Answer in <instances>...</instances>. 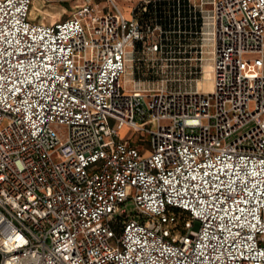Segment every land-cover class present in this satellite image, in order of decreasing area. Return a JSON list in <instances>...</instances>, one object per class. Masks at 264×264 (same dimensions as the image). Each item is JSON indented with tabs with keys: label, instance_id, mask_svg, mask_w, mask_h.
<instances>
[{
	"label": "built area",
	"instance_id": "1",
	"mask_svg": "<svg viewBox=\"0 0 264 264\" xmlns=\"http://www.w3.org/2000/svg\"><path fill=\"white\" fill-rule=\"evenodd\" d=\"M185 1L197 27L0 0V264H264V0ZM203 39L209 91L200 67L122 88L136 54L200 63Z\"/></svg>",
	"mask_w": 264,
	"mask_h": 264
},
{
	"label": "rangeland",
	"instance_id": "2",
	"mask_svg": "<svg viewBox=\"0 0 264 264\" xmlns=\"http://www.w3.org/2000/svg\"><path fill=\"white\" fill-rule=\"evenodd\" d=\"M78 0H32L31 15L35 16L37 21H43L45 23L51 22L56 19H63L71 15L74 10V5ZM99 0H94V2ZM109 6L107 0L99 2V6ZM209 25H203L202 30L207 31ZM154 35L157 31L153 32ZM206 38L207 35L205 34ZM207 39V38H206ZM203 39L202 61L186 60V61H166L158 59V55L145 58L139 62L126 61L125 74L120 78V84L126 91H134L139 89H156L161 86H167L170 88H191L193 87L194 76L191 74L193 69L200 67L201 75L197 77L200 79L197 86L200 90L209 91L211 89V62L207 56L208 41ZM146 46V45H145ZM144 52H147L145 50ZM191 58L194 54H190ZM136 65V68L134 67ZM120 135L126 136L129 142L136 145L146 146L147 137L136 131L131 132L127 128L123 127L120 130ZM138 142V143H137ZM264 244V234H263Z\"/></svg>",
	"mask_w": 264,
	"mask_h": 264
},
{
	"label": "trees",
	"instance_id": "3",
	"mask_svg": "<svg viewBox=\"0 0 264 264\" xmlns=\"http://www.w3.org/2000/svg\"><path fill=\"white\" fill-rule=\"evenodd\" d=\"M177 12L179 16H196L197 27V11L185 0H150L145 4L138 3L132 10V14L138 18L139 22L149 26L157 24L164 29L175 28L173 18ZM135 57L134 63L145 59L141 53L136 54ZM134 67L136 68V65Z\"/></svg>",
	"mask_w": 264,
	"mask_h": 264
},
{
	"label": "crops",
	"instance_id": "4",
	"mask_svg": "<svg viewBox=\"0 0 264 264\" xmlns=\"http://www.w3.org/2000/svg\"><path fill=\"white\" fill-rule=\"evenodd\" d=\"M105 0L95 1V4L99 6V2H103ZM141 0H111V2L119 9L124 18H131L133 8L140 2ZM99 7H104L99 6ZM208 7V6H206Z\"/></svg>",
	"mask_w": 264,
	"mask_h": 264
},
{
	"label": "bare ground",
	"instance_id": "5",
	"mask_svg": "<svg viewBox=\"0 0 264 264\" xmlns=\"http://www.w3.org/2000/svg\"><path fill=\"white\" fill-rule=\"evenodd\" d=\"M31 10H32V4H31L30 10H29V17L32 18V19H34L35 16H32V15H31ZM40 22H43V21H40ZM201 72H202V71H201ZM200 79H201V77H200L199 79H197V81H196V86H197L198 82L200 81ZM197 87H198V86H197Z\"/></svg>",
	"mask_w": 264,
	"mask_h": 264
}]
</instances>
